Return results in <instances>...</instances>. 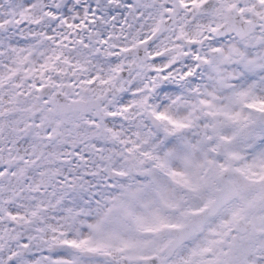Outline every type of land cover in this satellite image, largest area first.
Here are the masks:
<instances>
[{
    "label": "snow or ice",
    "instance_id": "6c2138e0",
    "mask_svg": "<svg viewBox=\"0 0 264 264\" xmlns=\"http://www.w3.org/2000/svg\"><path fill=\"white\" fill-rule=\"evenodd\" d=\"M0 264H264V0H0Z\"/></svg>",
    "mask_w": 264,
    "mask_h": 264
}]
</instances>
